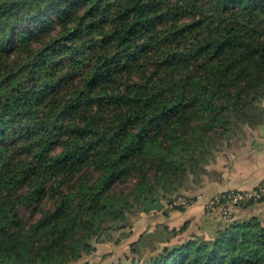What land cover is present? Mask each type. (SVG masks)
<instances>
[{"label": "trees", "instance_id": "trees-1", "mask_svg": "<svg viewBox=\"0 0 264 264\" xmlns=\"http://www.w3.org/2000/svg\"><path fill=\"white\" fill-rule=\"evenodd\" d=\"M263 121L264 0H0V264H75ZM233 214L107 264H264Z\"/></svg>", "mask_w": 264, "mask_h": 264}, {"label": "crops", "instance_id": "crops-1", "mask_svg": "<svg viewBox=\"0 0 264 264\" xmlns=\"http://www.w3.org/2000/svg\"><path fill=\"white\" fill-rule=\"evenodd\" d=\"M262 182H264V121L257 126H246L240 133L230 137L229 141L216 152L215 159L206 166V173L198 182L190 179L184 192L186 195H199L201 201H204L229 190H250ZM161 201L165 205L164 200ZM243 205L237 206L233 210V215L238 218L256 215L264 220V201L254 205ZM220 213L218 209L207 213L203 203L198 202L185 211L166 213L152 210L147 213L149 215L141 213L135 222H146L153 227L156 220H159V223H166L172 227L182 225L186 231L191 230V234L210 237L220 223L225 222Z\"/></svg>", "mask_w": 264, "mask_h": 264}, {"label": "rangeland", "instance_id": "rangeland-1", "mask_svg": "<svg viewBox=\"0 0 264 264\" xmlns=\"http://www.w3.org/2000/svg\"><path fill=\"white\" fill-rule=\"evenodd\" d=\"M193 196H195V195H193ZM164 202H165V210L160 211V212L168 213V212H174L177 210V207H171V202H168L167 200H164ZM180 208H181L180 211H185V210L190 209V208H182V207H180ZM150 211H152V210H145L144 212H140L138 217L141 216V213H143L145 215H149L147 213H150ZM205 211L207 213H211L214 210L211 211V210L205 209ZM220 214L223 217H225L222 213H220ZM23 217L31 220L29 213L23 212ZM135 221L136 220H134L128 226H125V227L111 228L110 231L112 232V236H113L112 240H105L104 241L103 239H101V241H99V242H94L95 251H93L92 254L85 256L83 259L76 262L75 264H84L88 260L91 261L92 264H107L108 262H110V260H113L114 258L116 259L120 256H123L125 253H129L130 248H131V244L140 238V235L142 232L144 233L146 231H154L158 228V226H160V227L161 226H168L166 223H159V220H156V224L153 225V227H151L150 224H148L146 222H144L145 223L144 224V223L135 222ZM169 227L172 229L174 228V229H178V230H180V229L182 230L184 228V226H182V225H181V227H172V226H169ZM188 231H190L189 234H188ZM188 231H186V229H185L184 233H182V231H181V233H179L180 236L176 237L175 240H177L181 237H185V236L190 235L191 230H188Z\"/></svg>", "mask_w": 264, "mask_h": 264}, {"label": "built area", "instance_id": "built-area-1", "mask_svg": "<svg viewBox=\"0 0 264 264\" xmlns=\"http://www.w3.org/2000/svg\"><path fill=\"white\" fill-rule=\"evenodd\" d=\"M264 200V182L250 190H229L218 193L210 199L201 201V196L182 195L171 202V207L191 208L202 202L206 210L220 209L225 217H229L237 206L246 203H257Z\"/></svg>", "mask_w": 264, "mask_h": 264}, {"label": "water", "instance_id": "water-1", "mask_svg": "<svg viewBox=\"0 0 264 264\" xmlns=\"http://www.w3.org/2000/svg\"><path fill=\"white\" fill-rule=\"evenodd\" d=\"M144 210H158L164 211L165 205L161 201L160 198H149L148 200H144Z\"/></svg>", "mask_w": 264, "mask_h": 264}]
</instances>
